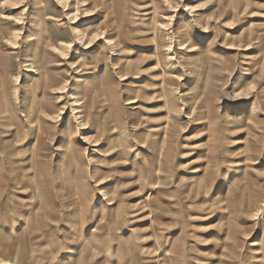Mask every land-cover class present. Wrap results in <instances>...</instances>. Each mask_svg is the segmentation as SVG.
Instances as JSON below:
<instances>
[{
  "label": "rangeland",
  "instance_id": "rangeland-1",
  "mask_svg": "<svg viewBox=\"0 0 264 264\" xmlns=\"http://www.w3.org/2000/svg\"><path fill=\"white\" fill-rule=\"evenodd\" d=\"M0 258L264 264V0H0Z\"/></svg>",
  "mask_w": 264,
  "mask_h": 264
},
{
  "label": "bare ground",
  "instance_id": "bare-ground-1",
  "mask_svg": "<svg viewBox=\"0 0 264 264\" xmlns=\"http://www.w3.org/2000/svg\"><path fill=\"white\" fill-rule=\"evenodd\" d=\"M97 230H99V228H96ZM96 229H94L93 232L97 231ZM0 264H8V262H5L3 261L1 258H0Z\"/></svg>",
  "mask_w": 264,
  "mask_h": 264
},
{
  "label": "crops",
  "instance_id": "crops-1",
  "mask_svg": "<svg viewBox=\"0 0 264 264\" xmlns=\"http://www.w3.org/2000/svg\"><path fill=\"white\" fill-rule=\"evenodd\" d=\"M89 225H90V224H89ZM94 228H95V229H96V228H99V225H98V226H95ZM94 228H93V230H92V233H95V232H93V231H94ZM104 228H105V227H104ZM102 229H103V227H102ZM99 230H101V227L99 228ZM103 230H104V229H103Z\"/></svg>",
  "mask_w": 264,
  "mask_h": 264
}]
</instances>
